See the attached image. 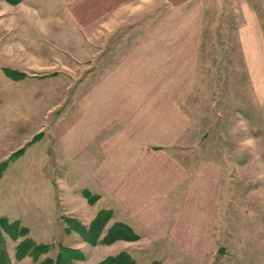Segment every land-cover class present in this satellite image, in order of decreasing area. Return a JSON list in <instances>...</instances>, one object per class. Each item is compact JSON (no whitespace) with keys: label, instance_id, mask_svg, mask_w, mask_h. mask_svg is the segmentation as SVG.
Masks as SVG:
<instances>
[{"label":"rangeland","instance_id":"374dc122","mask_svg":"<svg viewBox=\"0 0 264 264\" xmlns=\"http://www.w3.org/2000/svg\"><path fill=\"white\" fill-rule=\"evenodd\" d=\"M119 1L0 0V235L11 264L55 258L59 243L76 250L66 264H103L122 252L134 264H264V100L258 90L264 85L255 87L242 45L254 25L264 46V0ZM192 10L199 18L197 65L186 101L192 146L179 157L188 159L192 172L207 164L222 175L213 236L202 258L137 234L113 215L96 238L87 230L86 206L74 211L69 202L68 183L60 180L66 174L39 162L38 142L28 145L69 111L89 74L103 73L99 63L110 46L131 45L170 15ZM5 217L27 235L13 237ZM116 223L136 237L107 244L103 239ZM28 237L50 249L19 258L18 246Z\"/></svg>","mask_w":264,"mask_h":264},{"label":"crops","instance_id":"0c3cea01","mask_svg":"<svg viewBox=\"0 0 264 264\" xmlns=\"http://www.w3.org/2000/svg\"><path fill=\"white\" fill-rule=\"evenodd\" d=\"M198 19L195 10L175 13L131 45L110 46L99 63L103 73L89 74L69 111L28 145L38 142L39 162L66 174L60 180L68 183L63 187L69 202L74 211L86 206V221L110 210L112 220L135 233L202 258L213 236L222 175L207 164L192 172L188 159L179 157L192 146L187 102L197 65ZM256 31L251 25L242 38L255 87L264 85V46ZM258 90L264 97V89Z\"/></svg>","mask_w":264,"mask_h":264},{"label":"trees","instance_id":"16d2710c","mask_svg":"<svg viewBox=\"0 0 264 264\" xmlns=\"http://www.w3.org/2000/svg\"><path fill=\"white\" fill-rule=\"evenodd\" d=\"M18 154H15V156H17ZM111 216L112 213L110 210H106V209L100 210L97 213L94 220L89 225V229L87 230L90 231V234L93 233V236H95L96 238L99 237L103 231V228L105 227L106 223H108ZM2 221L4 224V228L8 229L10 233L13 232L12 233L13 237L20 238L21 236L27 235V230L25 228L19 230V232L17 233L16 222H9L6 217L2 218ZM125 230L128 232L132 231L131 229H128L124 224L116 223L112 227V229L108 232V235H106L107 237L105 236L103 240H105L107 244H111L115 240L136 237V235L134 234H132L131 236L130 235L127 236ZM84 233L87 234L88 231H85ZM61 246L62 245L59 243V246L57 247H59L61 250L57 253L55 258L47 257L41 264H66L65 260L70 257L69 255L76 253V250H72L69 248H61ZM49 249L50 247L48 245H36L34 241L28 237L18 246L17 255L19 258H22L28 253V251H30V253L33 252L37 253L38 251L41 253H47ZM133 262L134 260L130 257L129 254H127L126 252H122L115 257H110L109 261H106L103 264H134ZM0 264H11L10 259L7 255L6 248L4 246V242L1 238V235H0Z\"/></svg>","mask_w":264,"mask_h":264}]
</instances>
